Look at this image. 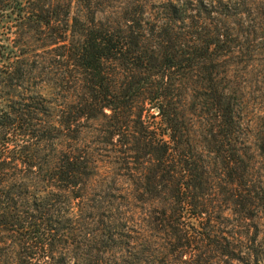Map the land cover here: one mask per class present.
Returning a JSON list of instances; mask_svg holds the SVG:
<instances>
[{
	"label": "rangeland",
	"instance_id": "rangeland-1",
	"mask_svg": "<svg viewBox=\"0 0 264 264\" xmlns=\"http://www.w3.org/2000/svg\"><path fill=\"white\" fill-rule=\"evenodd\" d=\"M73 1L68 25L64 22L66 9L62 7L57 9L61 21L56 20L53 29L43 33L13 28L8 34L10 26H0V53H11L10 58L14 59L11 64L18 63L27 73L25 79L13 82L0 77V112L14 103L15 109H20L22 104L36 107L46 102L51 106V116L33 117L37 118L35 124L45 121L49 126L53 137L47 144V152L56 148L79 153L87 157L86 163L92 170L88 183L68 195L75 207L72 236H69L72 263L264 264V0H204L217 12L214 18H206L209 23L224 18L234 28L231 39L234 47L221 64L222 76L218 83L229 89L230 101L242 122L244 145L241 149L250 165L242 171L255 192L252 200L245 198L250 209L240 213L242 206L236 205L228 177L212 165L211 190L205 191L200 204H205L210 212V217H205L211 219L207 231L211 239L206 240V231L196 220L179 218L176 225V216L168 218L173 202L136 194V185L126 176L125 156L121 155L126 148L138 150L136 138H132L126 148L122 134L112 140L113 132L122 133L125 128L122 130L118 121L109 119L110 111L95 104L91 94L92 77L81 67L77 57L82 36L94 23L99 28L116 27L131 14L139 15L141 7L146 11L145 44L155 48L159 29L154 30V23L165 28L171 23L165 11L167 4L174 1L183 4L186 0H95L89 7ZM180 32L178 29L181 38ZM11 64H0V71H6ZM116 68L112 63L103 67L105 81L110 86L119 85L123 70ZM183 76L167 77L164 94L171 98L172 112L178 113V126L186 134L185 139L197 135L202 141L200 135L207 126L206 120L210 119L201 89L205 75ZM144 79L147 80L141 81L142 86L153 89L152 85H158L157 79ZM158 114L150 102L138 100L129 118V133L140 136L136 128L139 121L149 127L159 125L162 121ZM136 166L137 162L133 164ZM126 196L129 199H125ZM110 198L114 209L110 219L119 229L100 232L110 215L104 211ZM164 208L167 215L163 214ZM193 214L191 217L197 218V211ZM64 235L66 232H61L58 241L67 240ZM108 235L115 241L110 242ZM221 245L236 251L235 256L221 257L216 252Z\"/></svg>",
	"mask_w": 264,
	"mask_h": 264
},
{
	"label": "trees",
	"instance_id": "trees-1",
	"mask_svg": "<svg viewBox=\"0 0 264 264\" xmlns=\"http://www.w3.org/2000/svg\"><path fill=\"white\" fill-rule=\"evenodd\" d=\"M94 1L78 0L80 5L87 7ZM73 2L0 0V26H10L8 34L13 28L43 33L52 30L56 20L61 21L57 9L62 7L66 9L64 22L68 25ZM212 6L204 0H186L183 4L169 2L165 11L171 23L165 28L155 25L157 22L153 25L154 30L159 29L155 48L145 44L146 11L143 7L139 15L131 14L116 27L99 28L93 19L94 26L82 36L77 53L81 67L92 77L91 94L95 104L110 111L109 119L118 121L122 130L125 128L122 133L113 132L112 140L122 134L126 148L130 140L136 138L138 150L126 148L121 152L127 164L126 176L136 185V194L173 202L168 218L176 216V225L182 218L196 220L206 231L204 240L211 239L207 232L211 219L205 217H210L206 205L200 204L205 191L211 190L212 165L228 177L236 205L242 206L240 213L250 209L245 198L252 200L255 193L242 171L250 167L241 149L244 145L242 122L230 101L229 89L218 83L222 76L221 64L234 47L231 42L234 28L224 18L213 24L208 22L207 17L212 19L217 14ZM178 29H181V38ZM10 54L0 53V64H11L14 59ZM106 63L123 70L118 78L119 85L106 83L103 74ZM11 65L6 71H0L2 80L25 79L27 73L18 63ZM198 73L205 75V85L201 89L205 93L203 105L208 107L210 118L200 135L202 141L197 135L185 139L186 134L178 126V113L172 112L171 98L164 94L167 77ZM146 77L157 79L158 85H152L153 89L142 86L141 81L147 80ZM140 99L150 102L162 123L149 127L139 121L136 128L140 136L135 137L129 133V118L135 102ZM50 111L51 106L44 102L36 107L22 104L20 109H15L14 103L0 112V264H78L72 263L69 236H72L75 207L68 195L88 183L92 170L86 163L87 157L79 153L56 148L47 152V144L53 136L47 122L35 124L37 118L33 116L46 119L51 116ZM10 138L14 140L9 142ZM135 162L138 166L133 167ZM125 199H129L128 196ZM111 200L104 208L110 215L100 232L119 229L110 219L114 212ZM79 208L82 211V207ZM195 211L197 218L191 217ZM163 214L167 215L166 208ZM61 232H66L67 240L58 241ZM109 240L115 241L113 236ZM216 252L221 257L233 258L236 251L221 245Z\"/></svg>",
	"mask_w": 264,
	"mask_h": 264
}]
</instances>
